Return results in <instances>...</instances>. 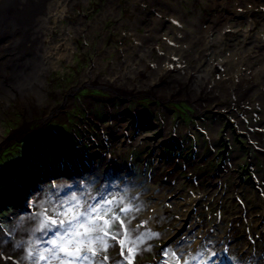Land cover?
Wrapping results in <instances>:
<instances>
[{"label":"rangeland","instance_id":"374dc122","mask_svg":"<svg viewBox=\"0 0 264 264\" xmlns=\"http://www.w3.org/2000/svg\"><path fill=\"white\" fill-rule=\"evenodd\" d=\"M106 1L90 0L88 6L79 4L76 13L75 6L71 9L67 8L63 14H61L62 11L59 14L56 13L50 20L49 28L41 31L43 42L40 47L41 56L49 49L56 50L58 54L49 56L50 58L55 56L49 68L51 74L47 78V89L40 94L46 99L38 100V110L34 111L33 116L28 117L19 98L15 99L12 94L1 93L3 98L0 96L2 100V102L0 100V130L3 132L2 139H7L0 147V188L3 189L0 193V217L4 220L2 230L5 232L11 230L10 233L14 235L17 233L12 229L13 222L11 224L9 219L16 213V208L9 206V194H13L14 189L25 191L38 185L40 181H45L42 196L48 203L53 201L57 193L56 188H59L60 193L66 190V185L71 180L58 175L61 171L58 162L65 158H71L83 166L78 170H84L85 176L77 177L75 182L79 186L86 185L85 188L79 187L81 191L77 192L79 195L82 193L80 197L83 198L76 211H81L85 208L89 195L97 192L98 174L95 173L98 172L97 168L104 166L107 156H113L117 154L115 151L119 152L122 149L125 151V158L122 160L121 170L125 172L115 175L116 178L113 181L115 189L111 192L109 201H104L103 205L100 204L99 219L104 217L111 219L112 222L107 229L108 234L111 235L125 233L121 230L119 219L116 218L124 219L127 229H131L135 224L140 226L139 219L145 215H147L146 218H152V221L156 222L154 229L150 226L146 228L148 232L144 233L145 239L141 244L133 243L135 230H129L125 234V236L133 237L128 241L135 246L136 260L141 257H149L151 260L158 257L159 260H163L162 257L159 258V252H162V255L168 256L163 261L171 262L172 255L169 254L171 250L165 252L163 249L173 248L172 243L165 245L171 240L168 235L173 231L172 224L174 219L184 214L183 205H193L197 220H193L184 228L183 234H188L189 242L184 241L181 247H177V251H179L178 248L183 250L180 255L189 258L192 254L196 260L203 251L211 253L209 257L211 264H264V233L260 234L256 231V227L260 225L259 222L264 220V204H262L264 191L261 189V187L264 189V0H210V2H207L209 0H180L182 1L180 9L182 12L185 11L189 19L197 14L198 17L200 16L205 27L204 32L199 31L202 35H197L193 29L191 32L188 31L189 28L182 24V20H176L174 23L163 17L156 8L145 6L143 13H147V18L163 19L164 38L156 39L149 61H143L140 67L138 66L139 71H142V76L139 75L140 79L144 82L151 73L155 75L161 72L160 76L162 80H165L162 72H166L165 75H169L165 76L166 78L177 80V84L185 83L184 87H187L189 77H194V72L191 70L195 68L194 65L198 61H201L203 69H208V73L204 75L202 72L197 73L202 76L203 88L202 91L193 92L201 96L207 92L205 96L209 98L205 100L211 102L208 104L203 102L197 109L195 104L198 105L199 99L193 93L191 100L180 98L156 101L151 96L153 91L150 89L145 90L147 94L129 96L123 91L115 92L101 83L90 84L83 81L84 73L93 71L96 67L103 78L111 77L114 73L109 69L113 65H115L114 75H118L122 69L123 73L119 75L126 76L128 69L122 64L128 63L126 60L131 55L128 52H134L139 45L135 38L137 33L129 32L128 25H125V29L122 30L119 27L115 29L116 24L123 23L125 18L129 22L135 21V14L129 11V2L132 0H118L123 15L117 20H112L111 16H108L109 19L106 22L108 30L98 31L96 27L99 28L106 15L105 11L110 8ZM133 2V4L138 3ZM241 3L247 9L237 10L238 7H236L232 11L229 7ZM216 13L221 18L213 19ZM113 17L117 16L113 15ZM214 20L215 26H212ZM91 27L94 28L95 34L93 42L88 39V43L86 37L78 35V30L89 31ZM155 27L158 30L154 31V36H158L161 26L158 24ZM193 28L199 29L198 25ZM212 29V34H204ZM143 31L144 29L138 28L137 32L143 35ZM96 34L99 41L102 39L101 34H108L105 44L108 50L114 52L107 59L102 56L101 50L97 51L100 43L96 42ZM177 36L180 37L178 40ZM188 38L193 39L194 50L192 51L189 45L184 46L189 42ZM149 40L151 39L144 40L143 46L146 47ZM178 41L183 42L178 45ZM181 48L187 51L184 55L177 53L181 51ZM88 51L96 56L89 54ZM101 57L103 58L100 59ZM97 58L100 60L97 61ZM104 59L106 64L103 63ZM133 60L136 62L139 59L137 57ZM115 61L118 64H115ZM98 62L103 64L105 69H99ZM175 62H180L183 70L171 74L169 65ZM94 63L95 66L92 67ZM209 66H212V70ZM133 74V72L129 73L131 75V78L127 79L129 84L136 81ZM91 75L87 73V80L91 78ZM155 79L157 81L161 78ZM172 80H169L170 84ZM181 80H184V83ZM176 83H173L174 87ZM3 88L5 92H9L6 86ZM175 90V92L178 91V89ZM157 93L163 94L161 91ZM33 97L35 94L29 98ZM90 100L93 102L91 103ZM3 102L9 109L1 106ZM211 124L216 127L208 130ZM165 126L168 127L167 135H163ZM111 128L115 131H111ZM21 129L24 131L27 129L25 135L17 139L11 138L14 131ZM214 131H216L214 136H211L210 134ZM141 137L142 143L146 144L144 147L142 144L134 148L125 147L126 144L139 140ZM118 156L114 155L115 160H118ZM2 172L10 176V184L2 182ZM120 174L132 176H126L128 178L124 180V175ZM172 177L177 181L172 183L174 181ZM14 180L22 181L23 188H18ZM53 180L58 187L48 190L47 185L52 184ZM179 185L180 188L177 190ZM157 186H161L164 191L162 192ZM192 193L200 195L199 199H195ZM168 194H175L172 203H166ZM22 197L21 203L15 197L14 200L22 204ZM148 200L149 202H146ZM158 200L161 202L158 203ZM199 201L200 206H195ZM123 204L124 207L129 204L133 206L128 215L122 212ZM156 204H160L164 212L161 210L160 212V207ZM65 215L67 219L72 220L71 213L67 212ZM78 217L80 219L77 218L76 225L80 227L88 224V221L82 222L85 220L81 218L82 216L78 215ZM16 218L15 215L14 219ZM200 223L205 229L203 236L199 235ZM193 225L194 233L190 230L187 232L189 228H193ZM105 227L103 224L100 229L105 230ZM212 229L215 230V234H211ZM235 229L236 235L243 236L242 238L235 237ZM2 230H0L1 238L5 233ZM159 230L163 231L161 236L150 235ZM82 234L85 236L84 233ZM91 235L102 237L100 231H92ZM200 236L204 237V240L208 237V242L214 244L207 243V247L204 244L205 250L199 247L198 251H194L193 243ZM229 236L235 240L234 250L233 246L229 248L233 240L230 245L226 240ZM1 238L0 259L5 261L3 258H11L8 255L14 252L11 247V238L4 239V236ZM120 239H122L121 236ZM136 239L140 238L136 237ZM5 240L9 243H4ZM114 243L115 241L111 238L109 255L115 254L119 248ZM159 245L163 248L160 249ZM124 249H126L125 245ZM87 250L89 251L88 248ZM247 251L250 252L249 255L246 254ZM98 254L99 252L96 257ZM113 257L111 256L112 259ZM98 258L100 257L96 259Z\"/></svg>","mask_w":264,"mask_h":264},{"label":"bare ground","instance_id":"6f19581e","mask_svg":"<svg viewBox=\"0 0 264 264\" xmlns=\"http://www.w3.org/2000/svg\"><path fill=\"white\" fill-rule=\"evenodd\" d=\"M133 1L138 2L139 4L138 3L133 4L134 3ZM241 1H244V0H241ZM88 2H90V0H0V96H2L1 93H5L7 95H11V94L14 95L15 99L19 98L21 100L19 102H21V106H22V108H24V111L27 112L26 114L29 115L28 116L29 118L34 113V111L38 110V102L42 101V100L45 101V99H46L45 96H43L44 97L43 98L40 94L44 93L45 89H47V78L51 74V71L49 68L51 67V61L54 59L55 56L52 58H50V57L54 53L57 52L56 50L49 49L48 51L45 52L44 55L41 56L40 52L42 51V49L40 47L43 45V42L41 41V39H42L41 31L49 28L48 25L50 24V20L52 18H54L56 13L59 14L62 11L61 14H63L67 10V8L71 9L72 7L74 8V6H75L74 10L76 13V8L78 7L79 4H83L84 6H88L89 5ZM106 2L109 3L108 6L110 8L107 9V11H105L106 15L104 16V18L102 20L103 22L101 23L99 28H98V26L96 27L98 29V31H100V32L102 30H106V31L108 30V26H106V22L108 21L110 16H111L110 18H112V20H117L119 17H121L123 15V12H122V9L120 8L118 0H109V1L107 0ZM148 2H150V4H148ZM181 2L182 1H180V0H132L131 2H129L130 3V10L129 11H131L133 14H135V17H134L135 21L129 22L125 18V21H123V23H121V24H118V25L116 24V28H115L117 30V28L119 27L122 30V29H125L124 28L125 25H128L129 28H127V30L129 32H133V34L137 33V34H135V38L140 45V46L138 45V47L135 46L136 49L134 52H131V53L128 52V54H131L126 60L128 63L122 64V65H125L124 67H127V69H128L126 76L124 74L119 75V73H123L122 69L120 70L121 72L119 71L118 75H114L115 71L113 70V67L115 65H113L111 67L112 69L111 68L109 69L111 72L114 73L111 77L103 78L100 75L98 68L96 67V69H94L93 71H88L90 75L93 74V75H91L90 79L87 80V73L88 72L86 74L84 73L83 81L90 83V84L95 83V82L101 83L102 85H105V87H109L111 90H113L115 92H121L122 93V91H123V92H125L124 93L125 95L127 94L129 96H133V95L141 96V95H144V93H146L145 90L150 89L153 91L152 92L153 94L152 93H151L152 95L150 93H148V94L151 95L156 101L177 100L180 98H188V100H191L193 97V95H192V93H193L195 95V97L199 99V103H197L198 105L195 104L196 109L198 107L200 108L201 103H203V102H204V104L210 103L211 102L210 100H205V98H209L208 96H205L207 92L203 93L202 96H201V94L199 95V94H196L195 92H193L196 90L202 91L201 89L203 88L202 76L198 75L197 73L202 72L203 75L208 73L207 72L208 69L207 70H205V68L203 69V67H202L203 64L201 63V61L200 62L198 61V63L196 65H194L195 68H193L191 70L192 72H194L193 73L194 77H192V76L189 77L190 79L188 80L189 84L187 83V87H184V84H185L183 82L184 80H181L184 84H182V83L177 84L176 83L177 80L173 81L172 78H168V77L166 78L165 76H169V75H165V74H167L166 72H162V76L165 80H162V77L160 76L161 72H159L158 74L156 73L155 75L152 73L151 74L149 73L150 75L148 76L147 79L144 80V82L140 79V77L142 76V74H141L142 71H139L140 69L138 68V66L143 61L144 62L149 61V58L152 55V53H150V52H152V50L155 47L156 39H158V38L163 39L164 38L162 35V30H163V26H164L163 19H160V17L159 18L158 17L157 18H155V17L147 18V16H146L147 13H143L144 12L143 10H145L144 9L145 6H150L152 8H156L157 10H159V13H161V15H163V17H166L167 19L173 21L174 23H176V20H179V19H180V21L182 20L183 21L182 24L186 25L189 28V29H187L188 31L191 32V30L193 29V31H196L197 35H199V34L202 35L201 33H199V31L202 32L204 30L203 28H205V27L201 22L200 16L198 17V14H197V15H194V17H191L189 19L188 16L184 13L185 11L182 12V10L180 9ZM207 2H210V0ZM225 5L226 4H224V6ZM182 7H183V5H182ZM209 7H211V6L209 5ZM229 7L232 8V11L234 10L233 8L236 9V7H238L237 10L247 9V7H243L242 3L237 4L234 7L232 5ZM216 11L218 13L220 12L219 10H216ZM218 13H216V16H214L213 19L220 17ZM52 15H53V17H52ZM113 15H116L117 17H113ZM170 16H173V18H175V20L172 17L170 18ZM68 23H72V22H68ZM214 23H215V20H214L212 26L213 25L215 26ZM158 24L161 26V28L159 30L161 36L160 35L154 36V31L158 30V28L155 26H158ZM196 25H198L199 29L193 28ZM138 28L144 29L143 35L138 34V32H137ZM93 29H94L93 27L89 28V31L87 29H84V31L82 29H80V30H78V35L81 37H86V41H88V43H89V40L93 42V37L95 34V33H93ZM208 31H207L208 33L206 32L204 34H209V33L212 34L213 29L208 30ZM219 31H221V29ZM97 34L95 36V39H96L97 43H100V44H98L99 47H97V51L101 50L103 53L102 56L105 59H107V58H109V56H111L110 54H113V52H114V51L112 52V50H108V48L106 47L105 43L107 42L108 34H101L102 39H100V41L98 40ZM190 34L193 35L192 33H190ZM179 38L180 37L177 36V40ZM148 39H151V40H149V43L147 44V46L146 47H145V45L143 46V41L148 40ZM188 41L189 42L185 43L184 46L189 45L190 50L191 51L194 50V47H193L194 44L192 42L193 39L190 40L188 38ZM182 42L183 41H181V42L178 41L177 43H178V45H180ZM168 49H169V47H168ZM182 49L184 50V48H181L182 52L179 51L177 53L184 55V53H186L187 51H183ZM132 50H134V48ZM53 51H55V52H53ZM177 51H178V49H177ZM104 53H107V54H104ZM56 54H58V53H56ZM89 54L96 56L92 52H89ZM46 57H48V58H46ZM103 57H101L100 59H102ZM137 57L139 60L135 62V60H133V59L137 58ZM100 59L97 58V61ZM105 59L103 61L104 64H106ZM93 62H95V61H93ZM130 62H133V63H130ZM114 63L118 64L117 61H115ZM168 63H169V60H168ZM179 63L175 62V63H173V65L172 64L169 65L170 66L169 71L172 72L171 74L177 72L178 70H183V67H181V64H179ZM144 65H145V63H144ZM94 66H95V63L93 64L92 67H94ZM98 66H100L99 69H101V70L105 69V66L103 64H100V62H98ZM209 67L212 70V66H209ZM210 68H209V71H210ZM213 68L215 69L214 66H213ZM141 69L143 70V68H141ZM132 72L134 73L133 75H135L136 81H132V83L129 84L127 82V79L131 78V75H129V73L131 74ZM139 75H141V76H139ZM98 77H99V79H98ZM156 77H159L161 79L156 81V79H155ZM169 80H172V84H170ZM173 83H176V87H174L175 84H173ZM137 85H139V86H137ZM3 86H6L9 89V92H5V89L3 88ZM175 89H178V91H180V90H186V91L185 92L180 91V93L177 94L178 91L175 92L176 91ZM154 91H156L155 92L156 94H154ZM158 91H161L163 94L157 93ZM32 94H35V97L29 98ZM160 97H161V99H160ZM201 97H203V98H201ZM242 97H243V95H242ZM2 98H3V96H2ZM210 98H211V96H210ZM0 100H1V98H0ZM3 100H5V99H3ZM1 102H2V100H1ZM90 102L92 103L93 101L90 100ZM2 104L3 105H1V106L3 108H4V106L8 108L7 104H4V102ZM166 126H165V130L162 129V130H164L163 135H167V133H168V127H166ZM213 127H216V126H212V124L209 125L208 130H210V128H213ZM108 131H109V129H108ZM111 131H115V130L111 128ZM216 131L212 132V134H210V135L214 136L213 134ZM17 132L14 131L11 138H14V139L21 138V136L25 135V133L27 132V129H26V131H24L23 129L17 130ZM110 133L114 134L113 132H110ZM2 134H3V132L0 130V147L3 144H5V141L7 140L6 138L2 139V137H1ZM8 141H9V139H8ZM142 141L143 140L141 137V139H139V140L131 142L130 144H126L125 147H129V148L133 147L134 148V147H138L139 145L140 146L143 145V147H144V145H146V144L142 143ZM126 142H127V140H126ZM126 149H128V148H126ZM121 150L122 149H120L119 152L115 151L117 154H114L116 156L119 155L118 160H115L114 155L113 156H107L106 160H104V161H106L103 164L104 166L100 167L99 169L97 168L96 171H98V172H95L98 174L97 191H98V185H100V187H99L100 191L96 194L93 193V194L89 195L90 199L85 204V208L81 209V211H76L77 210L76 208L79 204L82 203L81 199L83 197H80V195L82 193L80 195H79V193H77V192L81 191L79 189V187H81L82 185L79 186V185L75 184L76 181L75 182L69 181V183L67 184L66 190L62 191V193L58 192L57 195L54 196V199L51 203H48L46 201V198H44L42 196L43 198L40 200V203L43 205L44 208L50 209V210H57V211L64 212V213L69 212L75 218L73 220V217L71 216L72 217V224L65 226L66 231L64 233L61 232V230H59L60 235H59V237H57V243H60V244H67V242L69 240L72 241V243L67 244L70 252H74L78 244L82 245L81 251L79 253H76L75 255H66L64 252L60 251V257L63 258V260L65 262H70V264H85L87 262H88V264H90V262H93V264H96L95 259L97 257H100V258L96 259L97 264H126V261L129 258L126 254L128 247L135 248V246L132 245L133 243L134 244L137 243V245L143 243L144 242L143 240L145 239V235H146L144 233L148 232L146 230V228L150 226L154 229V227H156V222L152 221V218H146L147 215H145L144 217L141 216L139 219L140 222H138V223L140 226L135 224L134 226L132 225L131 229H129V230H135V238L137 237L140 239L135 240V238L133 239V237L131 235L125 236V233L116 234L118 236H121L122 240L124 239L126 241V243H125L126 249H124L125 255H123V256L121 255L120 245H119V242L117 240H114L115 241L114 244L116 246H119V248L116 251V253L113 255H109L108 251L105 253L101 248L98 251L99 252L98 256L96 257V255L93 256L92 253L87 250L88 242L92 241V240H94V238H96V237H93L91 235V232H92L91 229L93 227L100 229V226H102L104 224V221L100 220L99 215H98L100 212V209H101L100 204H102L103 201H101L98 208L91 210L92 202H93V200L95 201L97 199L101 200L102 197H100V194L102 195V193L106 189L109 188L110 191L113 190L112 186L109 185L110 182H108V180H109L108 175H109V172L117 173L119 171H122L121 166H122V160L125 158V155H124L125 151H123V150L121 151ZM118 153H120V154H118ZM83 172H84V170H83ZM1 174L3 175V176H1L3 179L2 182L5 184H10L11 183L10 182V176L8 174H6V172H2ZM105 177H106V180L104 179ZM102 179L105 180L104 183L106 185L104 184V187H102V184H101V182L103 183ZM168 179H170V178H168ZM106 181H107V183H106ZM172 181H173L172 183H174L177 180H176V178L172 177ZM5 187H7V186H5ZM157 187L158 188L160 187L159 189L162 192L164 191L163 189H161V186H157ZM68 188L72 189V191L70 193L67 192ZM179 188H180V185L177 187V190ZM261 189L264 191L263 187H261ZM152 190H153V188H152ZM154 192H155V190H154ZM191 192H193V191H191ZM192 194H193L195 199H199L200 195H198L196 193H192ZM12 195H14L16 200L20 201V203H21V197L24 196V191H22L20 189H14ZM174 196H175V194H170L169 198L166 199V203H172L174 201L173 200ZM262 197H264V192L262 194ZM182 198H183V196H182ZM206 199H208V198H206ZM246 199H249V198H246ZM186 200H187V198H186ZM146 202H149V200ZM159 202H161V200L160 201L158 200V203ZM116 203H117V201H116ZM200 203L201 202L199 201V203H197L195 206H200ZM262 204H264V202H262ZM70 205H73V207H70ZM156 205L158 207H160V204H156ZM253 205H252V207H253ZM78 207H80V206H78ZM123 207H124V204H123ZM125 208L126 209L129 208V212H131V210L133 209V206L129 204ZM182 208H183L182 211L184 214H182L180 217H178V219L177 218L174 219V223L172 224L173 225L172 226L173 231L168 235L169 239H171V240L165 244L168 246L169 244L172 243L173 248L171 247L170 249H163L165 252L167 250H171L170 253L171 252H179L181 254L183 250H180V248H178L179 251H177V247L178 246L181 247L183 245L184 241L189 242L188 234H183V233L185 232L184 228L187 225H189L190 222H193V220L196 219V217L194 216L195 213L193 211L194 207H193V205H188V206L183 205ZM229 209H230V207H229ZM33 210H35V209H33ZM160 210L164 212L162 207L159 208V211ZM78 215L82 216L81 218L85 219V220H82V222L88 221L87 222L88 224H85V226H87L91 232L89 231V233L85 236L82 234V233H85V229L81 226L79 227L78 225H76V224H78L77 223V221H78L77 218H79ZM244 215H245V213H244ZM239 216H240V214H239ZM14 217H15V213L11 216V218H9L11 221V224L15 220ZM68 217H70V216H68ZM148 217H150V215ZM1 219L2 218L0 217V223H3L4 220L3 219L1 220ZM68 220H71V219H68ZM133 220H135V219H133ZM111 222L112 221H110V223ZM259 223L261 226L259 225L258 227H256L257 228L256 231H258L260 234H262V233H264V228H263L264 227V220H262V222H259ZM136 226H138V227H136ZM200 226H201V228L199 227V229H200L199 235L203 236L204 235L203 232L205 229L202 227L201 223H200ZM11 227H12V229L16 230L15 231V232H17L16 235L20 232L19 227L14 228L13 224ZM107 229H108V226L105 227L106 231H107ZM121 230L125 231V229H121ZM189 230L192 231V233H194V231H195L194 225H193V228H191V229L189 228L187 232H190ZM214 231L215 230L212 229L211 234H213ZM235 231H236V229L234 230L235 237H237V238L243 237V236H237ZM10 232H11V230H9L7 236H5V233H4V235H3L4 239H7V238L10 239L14 235V234H11ZM161 232H163V231L159 230L157 233L161 236ZM49 233L50 232H46L43 235L37 236V239L42 241V242L47 241L52 236V235L48 236ZM77 233H80V235H77ZM100 233H101L100 236H102L101 238L107 243L108 250H109V247L111 245V238H109V237L113 236V235L108 234L109 235V237H108V236L104 235L103 231H100ZM137 234H138V236H137ZM3 236H2V238H3ZM207 236L209 237L208 234H207ZM208 237L206 238V240L208 239ZM212 237H214V236H212ZM64 239H65V241H64ZM131 239H133V241H134L133 243L128 241ZM204 239H205L204 237H201V236L198 237L197 241L195 243H193V245L195 244L194 251L195 250L198 251L199 247L202 248L204 244L207 247V243H209L208 242L209 240L206 241ZM226 240L229 241L228 245H230L231 240H233L231 245L229 246V248H231V246H233L235 244V240L232 239L230 236L226 237ZM241 242H242V239H241ZM209 244L213 245L214 243H209ZM47 246L48 245L45 244V247H47ZM155 246H157V244H155ZM84 247H86V248H84ZM159 248L162 249L163 246L159 245ZM205 248L203 247L204 250H205ZM232 248L234 250L235 247L233 246ZM223 252H225V251H223ZM161 253L162 252H159V258L162 257L163 260H166L165 257L167 255H162ZM246 254L249 255L250 252L248 253V251H247ZM105 255L108 257L107 261L103 259V257ZM214 255H215V253H214ZM224 255H225V253H224ZM245 255H244V257H245ZM8 256L11 258H3V260H5V261H2L1 260L2 258H1L0 264H16L17 257L16 256L14 257V253H9ZM111 256H114L113 259L111 258ZM134 256H137V255L134 254ZM91 258H95V259H91ZM147 258L141 257L140 259H137V260L135 258L133 261V264H170V263L171 264H180V262L177 261L178 259L174 255H172V260L169 263L168 262L165 263L163 260H159L158 257H154L153 260H151V258H149V257H147ZM173 258H175V259H173ZM194 258H195V256H192V254H191L189 258L186 256L184 258V260L186 261V264H196V262L195 263L193 262V261H196ZM263 258H264V255H263ZM104 261H106V262H104Z\"/></svg>","mask_w":264,"mask_h":264},{"label":"clouds","instance_id":"9594fccd","mask_svg":"<svg viewBox=\"0 0 264 264\" xmlns=\"http://www.w3.org/2000/svg\"><path fill=\"white\" fill-rule=\"evenodd\" d=\"M58 164L61 167V171L58 173L60 177L75 182L77 177L85 176L82 170L78 171L83 166L71 158H65ZM14 183L18 188H23L22 181L14 180ZM55 183L53 181L52 184L47 185V189L54 188ZM44 189L45 181H40L38 185L25 190L22 204L17 203L12 194H9V206L16 208L17 219L13 222V227L20 228V232L11 237L12 251L17 257L16 264H63L64 262L60 257L61 244L57 243L60 233L57 230L72 224V220H68L64 212L43 207L40 200L43 198ZM2 192L3 189L0 188V193ZM73 219L75 218L73 217ZM46 232L53 233L47 241L42 242L37 239V236ZM7 235L6 231L5 236ZM5 243H9V241L5 240ZM45 244L48 246L45 247Z\"/></svg>","mask_w":264,"mask_h":264},{"label":"snow or ice","instance_id":"6c2138e0","mask_svg":"<svg viewBox=\"0 0 264 264\" xmlns=\"http://www.w3.org/2000/svg\"><path fill=\"white\" fill-rule=\"evenodd\" d=\"M116 219H119L120 227L122 229H125V234H127L129 229L126 228V221L124 219H122V218H116ZM104 225L106 227L109 226L110 225V221L108 219H105L104 220ZM81 227H83L85 229V233L84 234L87 235L89 233L90 229L87 226H85V225H81ZM91 231H103L105 236L108 235V232L106 230L97 229L96 227H93L91 229ZM77 235H80V233H77ZM150 235L158 236L159 234L158 233H152ZM111 238L113 240H118L119 241V245H120V249H121V255L122 256L125 255L124 245H125L126 241L120 239V236H118V235H113ZM70 243H72L71 240H69L67 242V244H70ZM67 244H61L60 245V250L62 252H64L66 255H75L76 253H79L81 251V246L82 245L78 244L76 249H75V251L74 252H70ZM101 248H102V250L105 253L108 251L107 243L102 238H100L99 236L94 238V240L88 242V249L92 253L93 256H95L97 254V252ZM134 251H135V249L133 247H128L126 254H127V256L129 258L126 261V264H133V261L135 259ZM170 254L174 255L179 260L180 264H186V262L184 260V257L182 255H180L179 252H171ZM210 256H211L210 252L201 251L200 255L198 257H196V264H211V260L209 259ZM165 258L167 259V256ZM212 258L214 259V257H212ZM103 259L107 260L108 257L105 255L103 257ZM63 264H70V262H65L64 261Z\"/></svg>","mask_w":264,"mask_h":264}]
</instances>
